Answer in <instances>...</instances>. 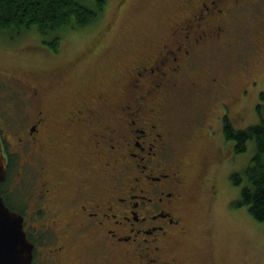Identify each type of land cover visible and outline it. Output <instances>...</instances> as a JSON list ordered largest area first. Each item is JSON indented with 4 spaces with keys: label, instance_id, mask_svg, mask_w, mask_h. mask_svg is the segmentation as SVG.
<instances>
[{
    "label": "flooded vegetation",
    "instance_id": "obj_1",
    "mask_svg": "<svg viewBox=\"0 0 264 264\" xmlns=\"http://www.w3.org/2000/svg\"><path fill=\"white\" fill-rule=\"evenodd\" d=\"M255 1L181 0L179 20L156 50L145 52L130 69L120 84L121 96L107 91L96 95L92 106L63 109L56 132L49 114L39 109L16 144L7 142L0 129L6 162L0 196L22 217L31 264H215L209 257L193 263L180 254L193 186L187 155L175 150L190 148L200 138L218 145L209 124L215 95L209 97V110L179 125L173 93L185 89L194 102L203 96L204 83L185 82L190 62L211 50L213 37L214 42L223 39L235 10ZM259 33L264 38V21ZM208 85L223 88L217 77ZM34 94L38 102L40 94ZM224 106L216 117L222 128L230 112ZM218 149L214 163L224 160ZM35 152L42 161L22 160L33 159ZM71 163L80 165L78 172L68 168ZM25 167L36 172L29 170L22 185L23 180H15ZM211 193L214 197L215 189Z\"/></svg>",
    "mask_w": 264,
    "mask_h": 264
},
{
    "label": "rangeland",
    "instance_id": "obj_2",
    "mask_svg": "<svg viewBox=\"0 0 264 264\" xmlns=\"http://www.w3.org/2000/svg\"><path fill=\"white\" fill-rule=\"evenodd\" d=\"M180 2L107 0L103 16L89 27L64 34L56 52L42 44L34 32L21 37L0 34V129L4 139L16 144V138L39 109L49 114L51 130L56 132L63 109L76 104L92 106L95 96L107 91L113 98L121 96L120 84L130 69L145 52L155 51V44L168 36L179 20ZM232 18L223 39L214 42L213 37V45L207 46L211 50L190 62L185 82L195 78L204 83L203 96L194 102L185 89L173 93L172 109L177 117L181 116L179 125L209 110V97L215 95L216 113L209 124L217 132L218 145H206L208 141L200 138L190 148L175 149L187 155L186 173L193 186L189 185L193 200L187 218L188 233L180 243V254L190 257L193 263L209 257L215 264H264V223L255 221L245 206H235L241 185L234 186L230 181L231 174L248 165L254 144L248 141L245 152L235 153L233 142L224 138L221 121L216 119L228 105L230 112H224L235 129L260 123L257 106L263 104L260 93L264 92V41L260 40L264 38L259 32L264 21V0L247 2L232 13ZM214 77L222 84L221 91L209 87ZM216 147L223 152L229 150L222 162L214 163ZM35 155L22 160L28 158L35 165L37 159L42 161ZM50 156L51 160L55 158ZM205 156V162L210 159L209 166L204 163ZM67 166L74 172L80 168L76 163ZM29 170L36 172L35 168L25 167L22 177L15 181L23 180L25 185ZM31 181L34 183V176Z\"/></svg>",
    "mask_w": 264,
    "mask_h": 264
},
{
    "label": "trees",
    "instance_id": "obj_3",
    "mask_svg": "<svg viewBox=\"0 0 264 264\" xmlns=\"http://www.w3.org/2000/svg\"><path fill=\"white\" fill-rule=\"evenodd\" d=\"M106 5L107 0H0V34L21 37L34 32L42 44L56 52L64 34L92 25L103 16ZM260 101L263 104L257 106L259 124L235 129L225 117L222 130L224 138L233 142L237 154L246 151L248 141L254 144L248 165L231 174L230 181L234 186L241 185L235 206H245L255 221L264 223V92L260 93ZM218 150L223 153L220 152V158L229 153ZM7 207L12 209L9 204Z\"/></svg>",
    "mask_w": 264,
    "mask_h": 264
},
{
    "label": "water",
    "instance_id": "obj_4",
    "mask_svg": "<svg viewBox=\"0 0 264 264\" xmlns=\"http://www.w3.org/2000/svg\"><path fill=\"white\" fill-rule=\"evenodd\" d=\"M6 162L0 144V183L5 179ZM32 246L22 225V217L9 210L0 196V264H31Z\"/></svg>",
    "mask_w": 264,
    "mask_h": 264
}]
</instances>
